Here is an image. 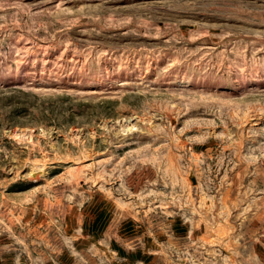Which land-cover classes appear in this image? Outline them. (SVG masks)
Masks as SVG:
<instances>
[{
	"label": "rangeland",
	"instance_id": "rangeland-1",
	"mask_svg": "<svg viewBox=\"0 0 264 264\" xmlns=\"http://www.w3.org/2000/svg\"><path fill=\"white\" fill-rule=\"evenodd\" d=\"M0 264H264V0H0Z\"/></svg>",
	"mask_w": 264,
	"mask_h": 264
}]
</instances>
